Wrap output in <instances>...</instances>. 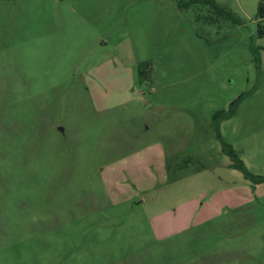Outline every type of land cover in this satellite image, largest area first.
I'll return each instance as SVG.
<instances>
[{
	"label": "rangeland",
	"instance_id": "obj_1",
	"mask_svg": "<svg viewBox=\"0 0 264 264\" xmlns=\"http://www.w3.org/2000/svg\"><path fill=\"white\" fill-rule=\"evenodd\" d=\"M184 1L0 0V264H264V0Z\"/></svg>",
	"mask_w": 264,
	"mask_h": 264
},
{
	"label": "trees",
	"instance_id": "obj_2",
	"mask_svg": "<svg viewBox=\"0 0 264 264\" xmlns=\"http://www.w3.org/2000/svg\"><path fill=\"white\" fill-rule=\"evenodd\" d=\"M196 2H201L205 5H212L213 7H216V4L214 0H195ZM178 6L182 8H186L188 6L187 2L184 0H178ZM258 18L261 20H264V3L260 4L259 10H258ZM259 34L260 36H264V27L260 26L259 28ZM253 53L255 54V61L257 64L258 69L260 68L261 64V56L260 53L254 49H252ZM248 95V93L242 94L240 97L235 99L228 110H219L213 115V124L214 129L217 134V138L219 142L222 145V151L225 155H227L231 160L230 167L240 171L246 179L251 180L255 184L264 183V176L255 175L253 174L245 165L244 161L241 159L240 153L231 145L225 142L222 134H221V123L225 120L233 117L237 111L238 108L242 102V100Z\"/></svg>",
	"mask_w": 264,
	"mask_h": 264
}]
</instances>
